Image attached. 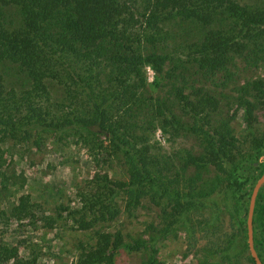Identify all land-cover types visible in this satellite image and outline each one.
<instances>
[{
  "label": "trees",
  "instance_id": "16d2710c",
  "mask_svg": "<svg viewBox=\"0 0 264 264\" xmlns=\"http://www.w3.org/2000/svg\"><path fill=\"white\" fill-rule=\"evenodd\" d=\"M236 58L248 65L264 59V0H0V175L11 164L1 144L30 141L40 149L45 131L54 143L80 144L96 164L118 161L126 175L93 174L75 192L76 206H57L54 213L36 215L39 205L20 193L8 211L0 208V223L26 219L54 228L71 221L85 230L121 212L132 216L147 199L158 207L156 225L128 238L119 229H93L92 242L75 243L74 264H116L121 251L138 252L140 264H162L160 242L180 231L194 246L196 229L208 238L192 264H255L246 214L264 166V136L253 127L255 111L264 109V78L245 81L232 99L230 117L238 115L249 135L246 148L217 114L214 94L185 91L189 72L215 76ZM147 87H166L165 95H150ZM156 127L170 137L193 136L200 152L181 148L168 157L154 151ZM216 196L230 199L231 208L222 209L235 230H207L209 218L200 215L210 210L209 201L220 209ZM210 211L215 223L218 214ZM251 222L252 246L264 264V181ZM20 247L26 251V244ZM35 259L19 254L11 238L0 239V264Z\"/></svg>",
  "mask_w": 264,
  "mask_h": 264
},
{
  "label": "rangeland",
  "instance_id": "374dc122",
  "mask_svg": "<svg viewBox=\"0 0 264 264\" xmlns=\"http://www.w3.org/2000/svg\"><path fill=\"white\" fill-rule=\"evenodd\" d=\"M242 1L253 2L256 0ZM182 26L187 27L186 25ZM170 27L171 30L179 31V27L175 25ZM145 72L147 81H149V73L146 68ZM152 74L151 70V77ZM255 77L264 78V59L257 65H248L240 58H236L234 65H230L229 69L211 77H203L200 73L194 72L185 75L187 85L185 91H188L190 87H200L219 99L217 114L226 117L231 133L243 148H246L249 135L244 132L238 115L230 117L235 108L232 99L239 86ZM165 88L147 87V91L150 95L161 96L165 95ZM255 114L257 122L253 127L258 135L264 136V109L256 110ZM150 143H152L154 151L168 157L175 156L181 148L190 149L195 154L200 152V147L193 136L181 132L177 136L170 137L168 132H163L158 127L150 135ZM1 146L6 149L3 155L5 163L6 161L11 163L4 175H0V208L6 211L9 210L14 199L20 193H28L31 200L39 205L36 215L41 212L54 213L55 208L61 205L72 209L77 202L74 197L75 192L93 174L101 171L107 172L112 179H126L124 169L118 161L96 164L80 144L72 143L69 139L54 143L53 134L49 131L42 132L40 149H36L30 141L14 144L12 141L6 140ZM210 172L212 173L213 170ZM221 199L222 197L216 196V206H220L219 210L213 207L210 201L206 203L210 210H214L218 214L215 223H213L215 216L211 215L210 210L201 209L200 217L202 219L209 218L208 224L205 225L207 230L218 227V230L230 232L232 229L235 230V222L227 210L222 209V206L225 205L227 209L231 208V201L227 198ZM116 202L123 209L122 197L117 196ZM157 214L158 207L147 199H143L132 216L128 217L124 212H121L116 219L96 223L85 230L73 229L71 221H59L54 228H45L41 222L28 223L26 219H8L6 222L0 223V239L6 243L11 238L12 243L18 246L19 254L24 258L35 255L34 264H74L75 243L78 241L92 242L93 229L111 232L119 229L125 236H136L142 232L147 223L154 225L158 223ZM212 224L214 227H211ZM205 233L203 230L196 229L194 246L186 240L182 232L178 231L176 235L170 234L160 242L159 255L162 264H192L195 249L208 238V234ZM128 236L126 237L128 238ZM23 244H26V251L20 250V246ZM244 254L246 253L244 252ZM140 261L141 256L138 252L121 251L116 258V264H140ZM244 263L245 261L242 259L239 264ZM4 264L10 263L4 261Z\"/></svg>",
  "mask_w": 264,
  "mask_h": 264
},
{
  "label": "water",
  "instance_id": "95a60500",
  "mask_svg": "<svg viewBox=\"0 0 264 264\" xmlns=\"http://www.w3.org/2000/svg\"><path fill=\"white\" fill-rule=\"evenodd\" d=\"M264 181V166H263V172L261 176L257 179L255 182L251 194L249 196V202H248V209L246 214V235H247V246L250 255L252 256L255 264H262L259 260L258 256L256 255V252L254 251V248L252 246V210H253V204H254V198L256 195V192L258 190L259 185Z\"/></svg>",
  "mask_w": 264,
  "mask_h": 264
},
{
  "label": "clouds",
  "instance_id": "9594fccd",
  "mask_svg": "<svg viewBox=\"0 0 264 264\" xmlns=\"http://www.w3.org/2000/svg\"><path fill=\"white\" fill-rule=\"evenodd\" d=\"M146 71L149 73L148 79L149 81L151 80V69L150 68H146Z\"/></svg>",
  "mask_w": 264,
  "mask_h": 264
}]
</instances>
